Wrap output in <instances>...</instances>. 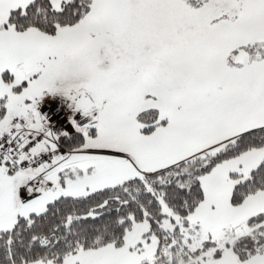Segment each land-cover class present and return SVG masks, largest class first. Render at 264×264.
Segmentation results:
<instances>
[{"label": "snow or ice", "instance_id": "obj_1", "mask_svg": "<svg viewBox=\"0 0 264 264\" xmlns=\"http://www.w3.org/2000/svg\"><path fill=\"white\" fill-rule=\"evenodd\" d=\"M0 264H264V0H0Z\"/></svg>", "mask_w": 264, "mask_h": 264}, {"label": "built area", "instance_id": "obj_2", "mask_svg": "<svg viewBox=\"0 0 264 264\" xmlns=\"http://www.w3.org/2000/svg\"><path fill=\"white\" fill-rule=\"evenodd\" d=\"M57 108H61V105L60 104H54V103H47L44 105V110L45 111H52V112H55V110ZM62 111H65L64 109H62Z\"/></svg>", "mask_w": 264, "mask_h": 264}, {"label": "rangeland", "instance_id": "obj_3", "mask_svg": "<svg viewBox=\"0 0 264 264\" xmlns=\"http://www.w3.org/2000/svg\"><path fill=\"white\" fill-rule=\"evenodd\" d=\"M48 103H60L58 99H49Z\"/></svg>", "mask_w": 264, "mask_h": 264}]
</instances>
